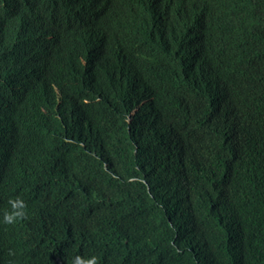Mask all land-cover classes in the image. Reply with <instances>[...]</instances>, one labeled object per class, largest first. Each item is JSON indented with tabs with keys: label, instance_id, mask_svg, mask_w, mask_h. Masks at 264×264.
<instances>
[{
	"label": "clouds",
	"instance_id": "clouds-1",
	"mask_svg": "<svg viewBox=\"0 0 264 264\" xmlns=\"http://www.w3.org/2000/svg\"><path fill=\"white\" fill-rule=\"evenodd\" d=\"M84 1L64 6L59 0H0V70L12 67L5 57L9 49L22 57L21 65L16 63L21 80L0 86V174L7 175L0 180V224L22 228L30 214L21 185L8 198L12 186L23 180L21 150L30 151L34 160L49 159L55 152V133L62 130L59 139L75 158L95 159L89 127L115 99L118 79L125 102L116 118L129 126L151 112L157 124L151 135L162 144L164 161L151 180L149 168L119 177L104 165L105 174L124 188L128 200L104 198L102 209H120L110 214L114 233L125 234V225L134 219L142 224L139 235L159 228L164 232L165 225L155 224L146 214L132 218L130 199L157 204L164 197L184 216L191 205L211 206L215 201L205 195L204 183L191 175L184 180L185 145L202 143L215 131L221 142L236 143L240 114L247 107L244 98L264 74V0H135V29L111 15L123 0H88L87 7ZM25 7L30 11L18 15L16 10ZM206 104L210 109L200 118L201 110L195 107ZM67 128L71 135L65 133ZM124 134L126 139L133 136ZM123 146L134 158L145 155ZM64 219L63 209L54 205L42 209L36 221L41 230ZM166 226L170 236L163 258L194 239L183 227ZM1 236H7L5 230H0ZM5 240L0 239V264H34L31 256ZM129 240L128 234L125 245ZM105 250L103 242L90 244L87 252L58 256L53 264H106ZM123 257L140 264L131 256L119 259Z\"/></svg>",
	"mask_w": 264,
	"mask_h": 264
},
{
	"label": "trees",
	"instance_id": "trees-1",
	"mask_svg": "<svg viewBox=\"0 0 264 264\" xmlns=\"http://www.w3.org/2000/svg\"><path fill=\"white\" fill-rule=\"evenodd\" d=\"M59 2L64 6L71 4V0ZM88 3L85 0L82 4L87 7ZM139 10L143 7L139 6ZM28 11L30 7L16 10L18 15ZM135 13V0H123L111 11L117 21L134 29L132 17ZM82 21L85 22L84 18ZM4 28L8 30V26ZM132 32L138 37L136 31ZM3 36L0 35V39ZM261 42L264 65V28ZM5 57L12 67L9 70L1 68L0 86L14 85L22 75L21 69L16 70V63L21 65L22 57L10 49ZM114 86L115 99L105 111L98 113L97 122L89 127L88 138L93 148L90 151L95 159L87 155L82 160L75 158L74 152L60 140L62 130L55 133L57 141L51 158L34 160L30 151L19 152L23 180L12 186L8 198L13 189L21 185L22 199L30 214L24 218L22 228L0 224V230L7 234L5 243L22 249L25 255L33 258L34 264H53L58 256L87 252L90 244L101 242L106 245L102 256L106 264H131L126 257L119 259L122 256H131L140 264H264V74L244 98L246 103L243 104L247 107L240 114L236 143L221 142L220 132L215 131L202 143L185 145L188 158L182 171L184 180L191 175L196 182L204 183L207 186L205 195L216 198L212 205H191L190 212L184 216L164 197L157 204L149 203L147 198L139 202L130 199L132 209L128 214L132 218L146 214L155 224L165 225L164 232L159 228L157 233L150 230L140 235L142 224L138 225L135 219L125 225V234L113 232L110 214L120 209L104 211V198L110 201L128 199L124 188L105 174L104 165L119 177H132L135 169L149 168L151 180V174L156 175V168L164 161L160 157L162 144L151 135L157 131L151 112L129 126L116 118L118 108L125 101L118 79H114ZM195 108L201 110L197 114L202 118L210 105ZM124 132L133 136L126 139ZM65 133L72 134L70 128ZM123 144L145 155L134 158ZM196 161L199 163H191ZM6 176L0 174V180H5ZM54 205L63 209L65 219L53 228L40 230L36 221L39 212ZM170 223L176 228H185L194 239L180 251L163 258L168 251L166 242L170 230L166 225ZM33 230L38 233L28 236ZM128 234L130 240L125 245Z\"/></svg>",
	"mask_w": 264,
	"mask_h": 264
},
{
	"label": "bare ground",
	"instance_id": "bare-ground-1",
	"mask_svg": "<svg viewBox=\"0 0 264 264\" xmlns=\"http://www.w3.org/2000/svg\"><path fill=\"white\" fill-rule=\"evenodd\" d=\"M4 238H5V236H1V237H0L1 240L4 239Z\"/></svg>",
	"mask_w": 264,
	"mask_h": 264
}]
</instances>
